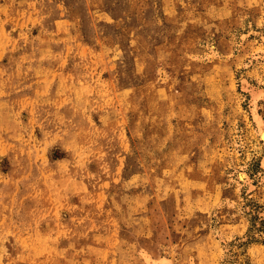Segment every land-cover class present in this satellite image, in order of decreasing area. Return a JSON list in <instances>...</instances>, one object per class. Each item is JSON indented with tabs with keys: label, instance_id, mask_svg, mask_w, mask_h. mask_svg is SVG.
Returning <instances> with one entry per match:
<instances>
[{
	"label": "rangeland",
	"instance_id": "rangeland-1",
	"mask_svg": "<svg viewBox=\"0 0 264 264\" xmlns=\"http://www.w3.org/2000/svg\"><path fill=\"white\" fill-rule=\"evenodd\" d=\"M263 35L264 0H0V264H264Z\"/></svg>",
	"mask_w": 264,
	"mask_h": 264
},
{
	"label": "bare ground",
	"instance_id": "bare-ground-1",
	"mask_svg": "<svg viewBox=\"0 0 264 264\" xmlns=\"http://www.w3.org/2000/svg\"><path fill=\"white\" fill-rule=\"evenodd\" d=\"M264 36V35H263ZM264 41V40H263ZM247 87V86H246ZM264 95V93L263 92H260L259 94H257L256 95V98H255V100H254V102H253V108H251L252 109V115H253V118H254V120H255V122L257 123L256 125L258 126V128H259V131H258V135L261 137V140H263L264 141V128L261 126V119H260V117H259V115H258V113H257V110H256V102H257V100H258V98H262V96ZM257 132V131H256ZM262 166L264 167V160H262ZM238 177H239V179L241 180V181H243V182H247V180H248V177H247V175L245 174V173H240L239 175H238ZM249 184V183H248Z\"/></svg>",
	"mask_w": 264,
	"mask_h": 264
}]
</instances>
